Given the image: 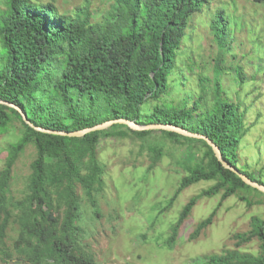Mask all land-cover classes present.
Masks as SVG:
<instances>
[{
  "label": "trees",
  "instance_id": "trees-1",
  "mask_svg": "<svg viewBox=\"0 0 264 264\" xmlns=\"http://www.w3.org/2000/svg\"><path fill=\"white\" fill-rule=\"evenodd\" d=\"M219 1L115 0L108 16L94 22L89 10L65 13L55 0H7L0 8V100L20 107L35 127L60 132H79L119 119L141 126H182L208 137L227 163L264 185L240 167L245 114L224 100L220 87L212 107L201 104L203 95L192 108L186 102L180 106L164 102L175 71H182L179 52L192 18ZM252 1L264 7V0ZM229 15L222 8L212 19L209 30L220 41L226 37ZM238 75L243 81L244 73ZM160 102L151 113L142 112L146 104ZM15 121L23 131L10 145L6 167L0 171V264H96L84 241L88 237L84 226L88 220H101L99 204L108 172L99 161L103 139L131 135L147 139L161 132L174 144L190 147L193 158L198 157L192 155L198 146L205 149L203 159L187 167L189 175L171 203L195 184L214 181L216 185L185 206L166 243L169 249L175 247L178 231L204 198L222 193L227 200L246 190L264 197L225 169L204 140L165 131L136 132L124 125L82 138L62 137L35 130L15 109L0 104V134L8 133ZM31 145L36 158L25 196L17 200L11 192L12 170ZM153 153L154 161L160 159L157 149ZM87 203L93 208L89 217ZM217 211L200 223L191 241L213 224ZM12 229L17 237L10 242ZM254 240L261 243L258 256L229 251L203 264H264V221L260 218L252 220L249 233L235 237L237 248Z\"/></svg>",
  "mask_w": 264,
  "mask_h": 264
},
{
  "label": "rangeland",
  "instance_id": "rangeland-1",
  "mask_svg": "<svg viewBox=\"0 0 264 264\" xmlns=\"http://www.w3.org/2000/svg\"><path fill=\"white\" fill-rule=\"evenodd\" d=\"M6 1L0 0V8ZM114 1L55 0V3L65 13L89 10L92 20L101 22L111 12ZM222 8H227L230 15L226 37L220 41L209 29ZM221 23L224 28V22ZM178 63L182 71L179 68L175 71L170 96L164 102L175 106L186 102L192 108L203 95L201 104L212 107L215 90L220 87L225 93L224 100L237 105L245 114L240 167L264 182V7L252 0H220L203 7L191 20ZM241 72L243 81L238 75ZM160 104L148 103L142 112L151 113ZM22 131L20 122L15 121L8 133L0 134V171L6 167L10 145L19 140ZM188 148L174 144L161 132L147 139L131 135L126 139L102 140L99 161L108 172L99 204L101 220H88L84 226L88 233L84 241L90 246L96 264H203L209 257L229 251L260 254L258 240L241 248H237L235 241L237 235L252 230L254 218L264 221V197L253 190L242 191L227 200H223L222 193L204 198L178 231L175 247H167L185 206L216 185L214 181L200 182L171 203L189 175L187 167L204 156L202 146L197 147V153L193 150L192 155H198L197 158L188 153ZM155 149L161 156L154 161ZM36 154L35 147L29 146L12 170L11 192L17 200L25 196ZM84 206L86 216H91L92 206L89 203ZM216 210L213 224L191 241L200 223ZM16 237L12 229L10 242Z\"/></svg>",
  "mask_w": 264,
  "mask_h": 264
},
{
  "label": "water",
  "instance_id": "water-1",
  "mask_svg": "<svg viewBox=\"0 0 264 264\" xmlns=\"http://www.w3.org/2000/svg\"><path fill=\"white\" fill-rule=\"evenodd\" d=\"M0 104L15 109L22 116V118L26 124L33 127L35 130L42 132V133H45V134H52V135H58V136H62V137H70V138H82V137L86 136L87 134H90L93 132L108 130L115 125H124V126H127L129 129H131L132 131H136V132L165 131V132L175 133V134L187 137V138L204 140L212 148L216 158L223 165V167L225 169L230 170L231 172L235 173L240 179H242V181L246 185H248L251 188L256 189L259 192L264 194V185H261L255 181H253L248 176L242 174L235 167H233L229 163H227L222 156L221 150L219 149V147L216 144H214L213 141H211L206 136H202L200 134L192 133V132L184 129L182 126L177 127V126H174L172 124H167V125L156 124V125L141 126V125H138L137 123L130 121V120H127V119H119V120L109 121V122L97 125L93 128H88V129H85V130L79 131V132H71V133L60 132V131H54V130H46L44 128H37L28 120L27 115L23 112V110L20 107L14 105V104L8 103L6 101H3V100H0Z\"/></svg>",
  "mask_w": 264,
  "mask_h": 264
}]
</instances>
